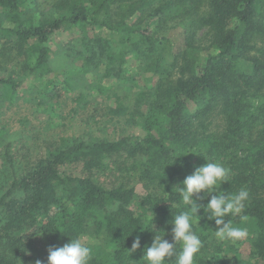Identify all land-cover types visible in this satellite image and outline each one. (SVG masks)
<instances>
[{"label":"trees","instance_id":"1","mask_svg":"<svg viewBox=\"0 0 264 264\" xmlns=\"http://www.w3.org/2000/svg\"><path fill=\"white\" fill-rule=\"evenodd\" d=\"M24 2L0 0V33L6 48L25 56L26 75L47 79L53 72L48 41L62 31L78 33L84 68L102 57L105 76L123 75L132 57L151 75L131 109L117 92L108 98L109 113L129 116L133 132L117 138L71 132L15 175L0 196V240L9 252H0V264H20L30 253L48 252L71 238L93 247L90 264H145L144 248L156 232L143 228L152 227L154 217L158 234L164 230L173 242L170 221L190 211L178 193L180 183L209 161L231 169L222 191H249L243 213L248 220H226L247 229L251 250L245 257L234 243L219 241L215 221L200 209L193 231L203 247L196 264H264V0H59L56 12L37 21L24 16ZM172 21L186 24L179 38L167 32ZM203 31L206 45L198 43ZM113 35L118 52L112 50ZM18 83L0 74V95L12 94ZM214 114L222 119L220 131L209 130ZM11 149L6 144L1 154L13 169ZM122 154L143 192L125 181L105 186L98 180L106 170L122 169L116 158ZM68 166L81 167L83 174L67 172ZM137 235L141 247L129 255Z\"/></svg>","mask_w":264,"mask_h":264},{"label":"rangeland","instance_id":"2","mask_svg":"<svg viewBox=\"0 0 264 264\" xmlns=\"http://www.w3.org/2000/svg\"><path fill=\"white\" fill-rule=\"evenodd\" d=\"M59 0H25V17L38 19L56 12ZM4 25L9 26L6 22ZM185 23L172 21L167 32L174 38L183 35ZM97 34L110 36L108 30L95 28ZM78 33L58 32L48 41L50 46V66L53 72L44 79L26 75L21 67L25 56L16 57L10 48H6L0 33V74H11L19 82L12 94L0 95V196L8 189L15 175H21L39 158L43 157L52 145H56L62 136L71 132L85 138H117L119 134L133 132L137 129L128 121L129 116L113 118L108 110V98L117 92L121 100L130 109L133 96L151 75L142 69V63L129 57L124 66L123 75L116 73L105 76V64L98 57L89 68H84L80 56L81 44ZM204 31L200 32L199 44L206 45L203 39ZM113 49L118 52L121 48L117 35L111 37ZM178 40V39H177ZM15 52V51H14ZM135 78V80H133ZM55 89L59 95L46 99L49 90ZM210 131H220L222 119L218 114L210 117ZM11 145V153L15 160L12 169L1 154L2 148ZM117 167L97 175L98 180L105 186H112L125 181L129 186L135 185L139 192L144 189L137 183V177L126 164L124 154L117 156ZM127 167V168H126ZM126 168V169H123ZM16 170L15 173L13 170ZM67 172L83 174L79 166H68ZM4 221L0 214V225ZM242 256L247 257L250 241L245 238L234 243ZM0 252L8 254L7 245L0 240ZM33 257L21 260L20 264H36L37 260L47 263L49 252L37 251L30 253Z\"/></svg>","mask_w":264,"mask_h":264},{"label":"clouds","instance_id":"3","mask_svg":"<svg viewBox=\"0 0 264 264\" xmlns=\"http://www.w3.org/2000/svg\"><path fill=\"white\" fill-rule=\"evenodd\" d=\"M229 181H231V169L220 162L209 161L187 175L180 183L178 193L183 204L189 206L190 211H182L170 221L173 225L171 229L173 242L164 238V230L163 234H158L160 230H156L154 217L150 218L152 227L143 229L154 231L156 235L151 245L144 248L142 259L145 264H168L173 257L175 264H196L203 247V241L193 231L194 217L198 215L200 209H203L204 216L208 220L215 221L214 235L219 241L236 243L245 239L248 236L247 229L234 226L230 219L226 220V217L239 216L242 222H246L248 216L243 213L250 194L246 188H241L235 194L222 191L221 185ZM205 199L208 201L206 204L198 203V200ZM177 245H180L179 252ZM140 247L141 238L137 235L131 248L128 249L129 255ZM48 252L47 264H90L94 254L93 247L83 242L81 238H71L63 246H50ZM36 264H44V262L37 260Z\"/></svg>","mask_w":264,"mask_h":264}]
</instances>
